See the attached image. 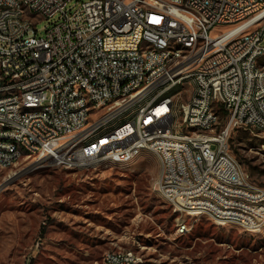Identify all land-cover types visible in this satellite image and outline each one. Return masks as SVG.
<instances>
[{"label":"built area","instance_id":"built-area-1","mask_svg":"<svg viewBox=\"0 0 264 264\" xmlns=\"http://www.w3.org/2000/svg\"><path fill=\"white\" fill-rule=\"evenodd\" d=\"M70 2L32 0L33 17H26L21 0H0V162L17 157L5 135L20 136L32 149V171L104 164L64 151L63 142L75 146L78 139L105 147L116 160L136 161L154 142L124 117L144 96L161 95L163 104L148 107L149 116L171 117L159 130L157 145L167 147V156L154 155L155 186L168 191L174 214L185 207L194 219L213 213L222 226L232 219L247 232L264 229V189L248 181L242 166L222 170L225 159H235L225 137L242 128L264 131V0H89L73 13ZM41 20L50 23L37 37ZM176 41L189 42V58L170 52ZM173 65L180 72L171 73ZM82 88L92 89L93 99H84ZM33 103H43L47 114L15 119L22 105ZM123 122L132 129L123 130ZM181 126L194 127V139L175 151L165 135L181 138ZM205 137L214 144L204 145ZM186 221L177 218V226L186 229ZM104 263L143 259L114 249L104 253Z\"/></svg>","mask_w":264,"mask_h":264},{"label":"rangeland","instance_id":"rangeland-1","mask_svg":"<svg viewBox=\"0 0 264 264\" xmlns=\"http://www.w3.org/2000/svg\"><path fill=\"white\" fill-rule=\"evenodd\" d=\"M87 1L71 0L68 8L73 13ZM49 23L36 25L37 37ZM176 123L181 125L180 115ZM228 144L248 181L264 189V131L236 129ZM154 155L148 151L127 166H39L30 172L32 159L24 157L0 173V186L21 174L0 191V264H103L104 253L114 249L133 250L142 264H264V229L247 232L232 219L222 226L213 213L199 219L193 212L174 214L156 191ZM177 218L187 220L186 229L177 226Z\"/></svg>","mask_w":264,"mask_h":264},{"label":"bare ground","instance_id":"bare-ground-1","mask_svg":"<svg viewBox=\"0 0 264 264\" xmlns=\"http://www.w3.org/2000/svg\"><path fill=\"white\" fill-rule=\"evenodd\" d=\"M21 12L26 17H33L32 0H21ZM170 52L180 54L181 58L190 57V49L188 41H176L170 45ZM261 59V58H260ZM264 67V66H262ZM180 72V65L171 66V73ZM0 73H3V66H0ZM183 85H192V78H183ZM17 95H24V88H17ZM82 96L84 99H93V92L90 88H82ZM163 104L161 95H146L142 99V104L138 105L133 113H126L128 119L133 120V130H136L140 137H147L149 131V139L154 144L148 145V151L160 155L167 156V147L160 146L161 131L164 125L171 124L170 116L148 115V107L160 106ZM82 111H91V104H82ZM47 107L43 103H33L22 105L20 111L15 112V119H26L34 115H46ZM132 129V122H123V130ZM189 134L181 132V138H177V134L165 135V142H172V149L175 151H184L190 148V141L194 139V127H187ZM195 139H202V131H195ZM230 137H225V144H228ZM5 142L11 145V151L17 154V157L11 160V164L0 162V173L11 169L17 162L24 157L32 159V149L26 143L22 142V138L18 135H5ZM214 144V137H205L204 145ZM64 151H72L75 155L88 156L90 160H97L104 164H113L119 166H127L134 162V159L116 160V155L110 154L105 147H91L88 139H78V145L74 146V142H63ZM27 159V158H26ZM239 164L235 159H225L222 163V170H230ZM156 191L162 197L168 199V191L164 188H156ZM175 211L188 212L185 207H176ZM189 213V212H188ZM190 215V213L188 214ZM108 264V263H107Z\"/></svg>","mask_w":264,"mask_h":264},{"label":"water","instance_id":"water-1","mask_svg":"<svg viewBox=\"0 0 264 264\" xmlns=\"http://www.w3.org/2000/svg\"><path fill=\"white\" fill-rule=\"evenodd\" d=\"M33 168L34 167H29L28 169H27V171L26 172H30V171H32L33 170ZM23 174V173H22ZM19 176H21V174L20 175H15L14 177H11V178H9L7 181H5V183H3L1 186H0V191L2 190V189H4V188H6L7 186H9L10 184H12Z\"/></svg>","mask_w":264,"mask_h":264},{"label":"crops","instance_id":"crops-1","mask_svg":"<svg viewBox=\"0 0 264 264\" xmlns=\"http://www.w3.org/2000/svg\"><path fill=\"white\" fill-rule=\"evenodd\" d=\"M103 264H104V262H103Z\"/></svg>","mask_w":264,"mask_h":264}]
</instances>
